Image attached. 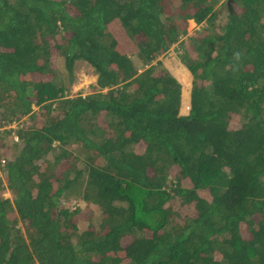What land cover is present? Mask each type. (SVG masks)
<instances>
[{"label":"trees","instance_id":"obj_1","mask_svg":"<svg viewBox=\"0 0 264 264\" xmlns=\"http://www.w3.org/2000/svg\"><path fill=\"white\" fill-rule=\"evenodd\" d=\"M175 1L0 0V264H264V0Z\"/></svg>","mask_w":264,"mask_h":264},{"label":"rangeland","instance_id":"obj_2","mask_svg":"<svg viewBox=\"0 0 264 264\" xmlns=\"http://www.w3.org/2000/svg\"><path fill=\"white\" fill-rule=\"evenodd\" d=\"M225 1L226 0H220L218 2V4L216 5V8L219 11L217 18L215 19L216 23L224 21L227 17ZM166 4L168 5V3H166ZM177 4H178V0H176L175 2H172V6H174V7ZM168 7H169V5H168ZM112 24L113 25H110V29H111L112 34L114 36H117V38H118L117 42H118L119 47H121V49L124 50L125 53H127L129 55V57L132 59V61L136 65L141 67V61L137 55L138 49H137L136 43L134 42V40L132 41L130 39V37L128 36L130 34L122 32V35H121L120 34V32H121L120 28L116 27L114 25V23H112ZM203 25H206V22L202 21L200 23H196L193 19H189L187 21V25H186V34H184L177 42L172 43L165 52H163L157 56V58L163 59V63L165 64V66L167 68H169L174 74L177 73L175 68H177L180 71V69H181L180 66H182L180 63L179 55H183L186 52V50H188L189 41H188L187 37L189 35H192L193 33H195L197 30H200ZM52 61H53L52 66L54 68L53 72H52V76L49 77L50 74H48L49 78L44 77V79H50L52 81L53 80L56 81L57 85L62 86V89L66 95L71 96V95H74L77 93H82V94L84 93L85 94V93L90 91L92 86H94V84L96 82L97 73L94 71L93 67L89 63H87L85 60L77 59L74 62L72 73H70L66 69L64 57L61 54L54 56L52 58ZM153 62L155 63V61H153ZM36 78H38V76L34 77V79H36ZM189 82H190V79L188 80V83ZM188 97L189 96L187 94V101H189ZM33 108L37 109L38 106L34 105ZM182 112H185V111H182ZM23 118L20 119L21 122H23ZM16 124H17V122L13 121L8 125H0V129H3L7 126L16 127L17 126ZM232 124L233 125H239V121H237L236 119H233ZM9 135L11 138H13L11 132L9 133ZM136 148H137V146H136ZM16 149L17 148H15V147H11V148L7 149L6 152L8 155H11ZM72 154H74V151ZM0 156H1V154H0ZM1 159L2 158H0V164L2 163ZM3 195L5 197L9 196V192L4 191ZM64 195H66V197H67L68 192H66ZM70 198H71V201H72V199L74 200V198L79 199L78 196H76V195L70 196ZM78 203L82 204V201H79V202H78V200H75V202L72 201L71 205H70L71 208H75L76 204L78 205ZM175 209L180 211V217L181 216L184 217L187 213L188 206H186V205L181 206V204L176 203Z\"/></svg>","mask_w":264,"mask_h":264},{"label":"clouds","instance_id":"obj_3","mask_svg":"<svg viewBox=\"0 0 264 264\" xmlns=\"http://www.w3.org/2000/svg\"><path fill=\"white\" fill-rule=\"evenodd\" d=\"M189 20V19H188ZM87 62V61H86ZM88 63V62H87ZM180 63H181V65H182V68H186L183 64H182V62L180 61ZM188 108H189V105H188ZM12 127H14V126H12ZM12 133V136H13V139L14 140H18V135L16 134V133H14V132H11ZM1 161H2V163H3V158L1 159ZM74 202H75V200H73ZM79 202V201H78Z\"/></svg>","mask_w":264,"mask_h":264},{"label":"crops","instance_id":"obj_4","mask_svg":"<svg viewBox=\"0 0 264 264\" xmlns=\"http://www.w3.org/2000/svg\"><path fill=\"white\" fill-rule=\"evenodd\" d=\"M180 67H182V66H180Z\"/></svg>","mask_w":264,"mask_h":264}]
</instances>
